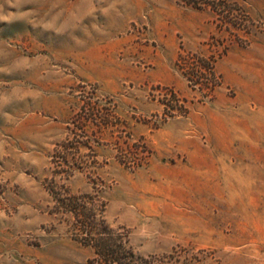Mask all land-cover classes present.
<instances>
[{"label":"rangeland","instance_id":"rangeland-1","mask_svg":"<svg viewBox=\"0 0 264 264\" xmlns=\"http://www.w3.org/2000/svg\"><path fill=\"white\" fill-rule=\"evenodd\" d=\"M107 232L264 264V0H0V264H100Z\"/></svg>","mask_w":264,"mask_h":264},{"label":"trees","instance_id":"trees-1","mask_svg":"<svg viewBox=\"0 0 264 264\" xmlns=\"http://www.w3.org/2000/svg\"><path fill=\"white\" fill-rule=\"evenodd\" d=\"M116 240L118 239H113L112 232H109L105 239L103 238L101 240L100 245L97 246L98 260L101 259L98 263L102 264L103 260H107L109 262L108 264H124V261H127L128 258L135 257V255L132 252L130 253L122 243L112 246L111 242L116 243Z\"/></svg>","mask_w":264,"mask_h":264},{"label":"crops","instance_id":"crops-1","mask_svg":"<svg viewBox=\"0 0 264 264\" xmlns=\"http://www.w3.org/2000/svg\"><path fill=\"white\" fill-rule=\"evenodd\" d=\"M170 80V79H169ZM173 80H175V81H173ZM171 82H175V84L177 85V86H183V82L181 81V80H179L177 77H174V79H172L171 78V80H170ZM170 81H169V83H170Z\"/></svg>","mask_w":264,"mask_h":264}]
</instances>
